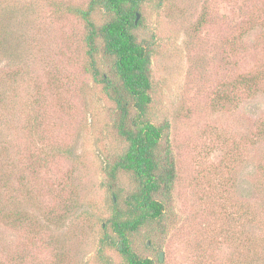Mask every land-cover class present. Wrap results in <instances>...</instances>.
Returning <instances> with one entry per match:
<instances>
[{
	"label": "rangeland",
	"instance_id": "obj_1",
	"mask_svg": "<svg viewBox=\"0 0 264 264\" xmlns=\"http://www.w3.org/2000/svg\"><path fill=\"white\" fill-rule=\"evenodd\" d=\"M90 1L0 0V264H105L112 200L124 207L135 186L125 171L106 182L127 142L89 68L77 9ZM140 11L148 117L169 123L177 177L164 221L133 247L155 264H264V0H145Z\"/></svg>",
	"mask_w": 264,
	"mask_h": 264
},
{
	"label": "trees",
	"instance_id": "obj_2",
	"mask_svg": "<svg viewBox=\"0 0 264 264\" xmlns=\"http://www.w3.org/2000/svg\"><path fill=\"white\" fill-rule=\"evenodd\" d=\"M144 1L91 0L86 9H77L88 27L90 71L120 111L114 127L127 142L124 152L109 163L106 182L116 186L120 172L125 171L131 173L135 183L124 207L115 198L112 200L113 213L105 221L99 249L105 264H110L104 254L107 247L122 255L123 264H155L154 259L134 249L131 236L145 224L164 221L177 177L169 123L157 124L148 117L153 85L152 47L138 36L141 16L136 21ZM97 11L105 13L108 20L96 24L92 16ZM132 110L137 114L133 115Z\"/></svg>",
	"mask_w": 264,
	"mask_h": 264
},
{
	"label": "water",
	"instance_id": "obj_3",
	"mask_svg": "<svg viewBox=\"0 0 264 264\" xmlns=\"http://www.w3.org/2000/svg\"><path fill=\"white\" fill-rule=\"evenodd\" d=\"M140 16H141L140 13H138L136 21L140 19ZM160 259L163 260V253H160Z\"/></svg>",
	"mask_w": 264,
	"mask_h": 264
}]
</instances>
